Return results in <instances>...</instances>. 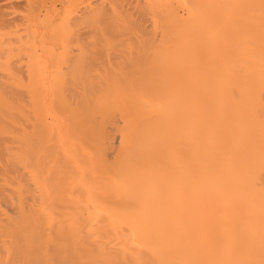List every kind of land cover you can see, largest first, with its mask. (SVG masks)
I'll list each match as a JSON object with an SVG mask.
<instances>
[{
  "label": "bare ground",
  "instance_id": "1",
  "mask_svg": "<svg viewBox=\"0 0 264 264\" xmlns=\"http://www.w3.org/2000/svg\"><path fill=\"white\" fill-rule=\"evenodd\" d=\"M38 1L0 0V264H264V0Z\"/></svg>",
  "mask_w": 264,
  "mask_h": 264
},
{
  "label": "rangeland",
  "instance_id": "2",
  "mask_svg": "<svg viewBox=\"0 0 264 264\" xmlns=\"http://www.w3.org/2000/svg\"><path fill=\"white\" fill-rule=\"evenodd\" d=\"M39 3H38V7L40 8V10H41V13H44L45 11H47V10H52L54 7V9H56V10H60L61 8H62V5L61 4H63V3H61V2H63L62 0H57V1H55V0H39L38 1ZM59 4H58V3ZM48 3V4H47ZM53 3H54V7L52 6L53 5ZM61 5V6H60ZM42 6V7H41ZM52 6V7H51ZM57 6H58V9H57ZM113 30V27H112V29H111V32H114L115 33V31H112ZM114 33H112L113 34V36H114ZM112 34L110 35V36H112Z\"/></svg>",
  "mask_w": 264,
  "mask_h": 264
}]
</instances>
